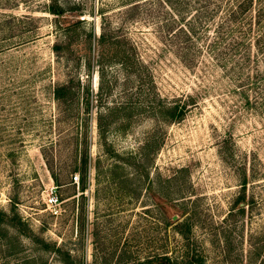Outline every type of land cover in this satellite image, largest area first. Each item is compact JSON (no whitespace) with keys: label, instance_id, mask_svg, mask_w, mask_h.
<instances>
[{"label":"rangeland","instance_id":"1","mask_svg":"<svg viewBox=\"0 0 264 264\" xmlns=\"http://www.w3.org/2000/svg\"><path fill=\"white\" fill-rule=\"evenodd\" d=\"M232 1L208 20L205 0H58L60 16L51 0H0V217L17 223L1 224L0 264H264V0L238 21ZM117 27L149 98L116 60L101 76L98 38ZM74 75L80 95L61 102ZM150 98L187 103L183 118L129 108Z\"/></svg>","mask_w":264,"mask_h":264},{"label":"trees","instance_id":"2","mask_svg":"<svg viewBox=\"0 0 264 264\" xmlns=\"http://www.w3.org/2000/svg\"><path fill=\"white\" fill-rule=\"evenodd\" d=\"M168 2L171 0H167ZM235 2V0L232 1V3ZM236 4H232L231 7L228 8V18L231 17L233 21H238L240 18L248 14L253 10V3L254 0H240L236 1ZM222 0H205V3L203 5L204 7V15L210 17L208 20H213V16L216 13V10L213 9V6L217 7V9H221L223 6H221ZM137 6V5H135ZM212 8V9H211ZM48 11L60 16L64 13V9L62 5L59 4L58 0H51V3L48 6ZM256 16H258V22L262 21V17L264 16V13L262 14L260 10L256 12ZM227 19V18H226ZM183 20V19H182ZM81 19H71V25H74V27L81 23ZM223 23V22H222ZM70 27V26H69ZM71 29L68 28V31ZM189 30V29H188ZM110 35L107 36L106 30L101 33V35L98 38V58L97 62L99 63L101 67V76L102 78L105 76L106 70L104 69V66L108 64V61L110 59L116 60L120 63V65L124 68V70L127 72V74H133L137 78V86L139 87L141 94L145 92V95L147 98L146 90L150 91V88H153V85H148L151 83V72L148 69L147 65L143 64L137 57L135 56L134 47L132 43L128 40V37L121 35L122 29L120 27L110 29ZM184 32H186L183 29ZM71 37V36H70ZM69 37V38H70ZM88 48H87V54L88 56V65L89 67L92 65V62L94 61L92 57V39L93 36L91 33L88 34ZM73 41H56L54 44V50L57 53L63 52L64 48L74 47ZM107 47H110L109 51L107 52ZM81 50V49H79ZM95 50V49H94ZM81 53V52H80ZM79 53V54H80ZM108 53L110 55L108 56ZM109 58V59H108ZM77 82V84H76ZM99 95L103 97V94L105 91H107V87L103 84L100 85ZM150 86V87H149ZM54 95L58 100L61 102H67L70 100V98L74 99L77 98L78 95H80V81L77 76L74 75V77L70 78L66 83H63L61 85L56 86L54 90ZM145 104L146 107H142L143 110H149L150 114L153 115L155 118L162 120V121H174V120H180L183 118L187 103H177L173 106L168 105L167 103H164L161 99L156 98H150L147 100H139L136 101V103L129 105V108H132L134 110L136 107H138L136 104L140 105ZM128 108V106L126 107ZM87 160L84 158V164L86 165ZM248 183V177L244 175L241 186L242 191L238 197V206H241L240 201L242 199L246 198V186ZM170 206H164L162 205L163 210L169 214V209L172 208ZM6 222L7 226H16L17 223H15L11 218L6 216V219H2L0 217V230H1V224ZM47 244H50L46 242ZM51 248H54V246H50ZM60 254L63 255V260L66 261L67 258L70 257V254L65 251L62 252L59 248L56 249ZM183 260H181L182 262ZM205 264L201 259H198V257L193 256L187 260L185 264ZM176 261H173L172 258L167 254H158L157 256L147 258L146 260L137 263V264H176Z\"/></svg>","mask_w":264,"mask_h":264},{"label":"built area","instance_id":"3","mask_svg":"<svg viewBox=\"0 0 264 264\" xmlns=\"http://www.w3.org/2000/svg\"><path fill=\"white\" fill-rule=\"evenodd\" d=\"M75 179L76 181H78V175L75 176ZM46 204L52 211L58 210V207L61 204V200L54 189H51L47 194Z\"/></svg>","mask_w":264,"mask_h":264},{"label":"water","instance_id":"4","mask_svg":"<svg viewBox=\"0 0 264 264\" xmlns=\"http://www.w3.org/2000/svg\"><path fill=\"white\" fill-rule=\"evenodd\" d=\"M169 215L172 221H177L180 218V214L172 208L169 209Z\"/></svg>","mask_w":264,"mask_h":264}]
</instances>
